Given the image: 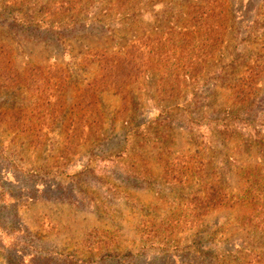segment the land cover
I'll return each mask as SVG.
<instances>
[{"label": "rangeland", "instance_id": "rangeland-1", "mask_svg": "<svg viewBox=\"0 0 264 264\" xmlns=\"http://www.w3.org/2000/svg\"><path fill=\"white\" fill-rule=\"evenodd\" d=\"M264 264V0H0V264Z\"/></svg>", "mask_w": 264, "mask_h": 264}, {"label": "trees", "instance_id": "trees-1", "mask_svg": "<svg viewBox=\"0 0 264 264\" xmlns=\"http://www.w3.org/2000/svg\"><path fill=\"white\" fill-rule=\"evenodd\" d=\"M67 264H81L78 260H71Z\"/></svg>", "mask_w": 264, "mask_h": 264}]
</instances>
